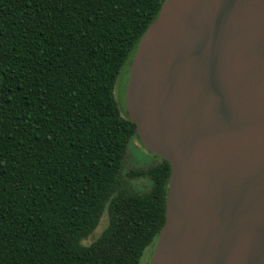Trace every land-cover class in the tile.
<instances>
[{"label": "trees", "instance_id": "16d2710c", "mask_svg": "<svg viewBox=\"0 0 264 264\" xmlns=\"http://www.w3.org/2000/svg\"><path fill=\"white\" fill-rule=\"evenodd\" d=\"M165 1L0 0V264H141L156 245L171 165L124 175L139 137L116 87Z\"/></svg>", "mask_w": 264, "mask_h": 264}, {"label": "water", "instance_id": "95a60500", "mask_svg": "<svg viewBox=\"0 0 264 264\" xmlns=\"http://www.w3.org/2000/svg\"><path fill=\"white\" fill-rule=\"evenodd\" d=\"M125 109L171 165L150 264H264V0H166Z\"/></svg>", "mask_w": 264, "mask_h": 264}, {"label": "rangeland", "instance_id": "374dc122", "mask_svg": "<svg viewBox=\"0 0 264 264\" xmlns=\"http://www.w3.org/2000/svg\"><path fill=\"white\" fill-rule=\"evenodd\" d=\"M129 81V68L126 66L122 74L118 80L116 87V98L119 101L121 108L123 110V105H125V93L126 87ZM125 115V114H124ZM160 163V160L152 154L149 150H147L141 143V141L135 137L129 145L127 151V158L125 163L124 175L127 172L132 170H145L154 165ZM130 186L133 190L140 193L148 192L152 187V181L146 178L135 179L129 182ZM108 226V217L105 214L101 220L99 228L95 231V233L89 237L87 241L84 242L85 245L92 244L95 240H97L104 230ZM155 246H150L147 248L144 257L141 260V264H150V261L153 257Z\"/></svg>", "mask_w": 264, "mask_h": 264}]
</instances>
